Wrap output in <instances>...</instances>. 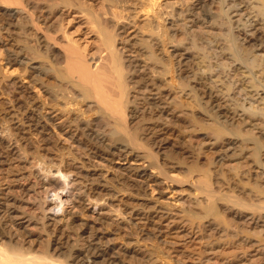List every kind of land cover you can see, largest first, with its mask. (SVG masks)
Listing matches in <instances>:
<instances>
[{
	"label": "bare ground",
	"instance_id": "obj_1",
	"mask_svg": "<svg viewBox=\"0 0 264 264\" xmlns=\"http://www.w3.org/2000/svg\"><path fill=\"white\" fill-rule=\"evenodd\" d=\"M5 1L17 6L14 13L13 10L9 12V16L15 18V22L11 24L15 29V37L6 44L9 46L6 58L10 62L25 65L22 74L28 69L29 82L38 86V93L36 92L32 101L35 102L34 105L36 104V107L32 108L34 114L30 113L23 117L25 120L41 122L39 125L41 128L49 127L59 139L68 141L71 147L87 152V157L90 159L109 162L110 166L114 165L111 171L114 169L122 175L131 173L139 180L151 182L152 179L160 176L159 183H167L166 185L172 188L183 184L192 187L200 198L198 202L195 200L190 202L191 197L188 199L182 196L178 199L182 200L179 203L186 207L190 203L194 207L199 201L198 207H200L203 205L202 200L205 203L203 209L210 213H214L217 205L222 202L230 204V209L233 207L234 210L235 208L246 211L252 209L253 188L248 190L245 197L247 201L244 196L237 195L233 188L228 191L218 190L214 184V179L218 177L217 174L215 176L214 169L219 163L220 168H225V165L229 167L224 174L232 176L241 174V162L238 161L240 158L248 159L249 164L255 161L259 169L264 166L258 158L264 146V0H240L241 2L208 0L206 6L203 3L205 8L198 13V16L194 12L196 7H186L185 14L181 9L173 11L172 7V10L169 9L170 12L163 14L165 18L176 16L174 20L181 22V28L183 27L187 34L193 35L196 30L201 29V36H205L204 29H216L217 33L213 35L219 45L215 48L214 45L211 46L214 42L209 38L202 37L198 40L195 38L196 34L190 37L187 35L190 40L185 44L186 46L181 45L185 42L173 44L172 35L168 33L164 24L166 21L163 23L166 19L161 17L156 0H99L97 10L85 0ZM237 2L242 5L244 2L247 10L242 11L243 8H239L240 4ZM66 8H73L77 14L85 18V23L89 25L92 33L95 46L93 52L90 53L87 51L89 49L81 47L76 40H72L66 34L60 19V13ZM232 17L238 19L233 20ZM130 30H132L131 34H129ZM246 44L252 48L248 49L245 47ZM2 46L0 41V54ZM219 46L221 49L226 48L223 49L224 52L217 51ZM169 48L172 51H169ZM197 53L201 54L199 61L194 57ZM224 58L231 64L230 69L227 67L229 71H226L227 62L219 61ZM194 66L199 71L203 67L206 69L194 73L192 71ZM221 74L226 77L220 81L221 87L225 85L224 89H218L215 84L209 82L213 77L211 75H216L220 80ZM10 85L16 94L21 96L28 94L26 87L16 86L15 83ZM195 88L200 94L192 90ZM254 98H259V101ZM11 100H8L9 103ZM10 106L13 108L12 105H9V108ZM12 112L14 111L11 110ZM9 118V123L20 131L21 118L14 114ZM196 131L205 133L203 136L207 141L205 144L210 148L209 151H212L210 153L225 151L230 155L218 157L220 161H215V164L211 159L213 162L209 165H215L213 171L189 167L187 175L178 176V173L173 171L180 166L176 165L177 162L176 164L170 162L168 154H164L166 149L164 144L167 145L168 143H165L167 139L173 138L170 136L177 134L183 148L190 153L193 149L192 137ZM158 141L165 142L159 144ZM0 145L10 152L15 150L13 153L19 156L9 129H1ZM203 151L204 154L207 153L206 150ZM73 154L75 153L70 151L69 156ZM230 157L236 162L235 164L233 162L232 166V163L227 166ZM82 163L79 161V164ZM57 167L43 161L39 171L44 178H47L46 188L52 192L51 196L56 205L60 206L64 203L62 194L66 191L64 196L78 198L77 201L84 205L83 208L90 204H93L91 205L93 207L98 205V216L105 215L107 212L105 210H109V214L116 218L122 215L120 212L123 207L119 210L118 205L114 203L121 201L119 198L123 196V177L120 178L121 187L113 185V189L107 190L109 201L96 204L97 199L88 197L90 195L88 192L86 193L88 196L83 195L85 191L91 190L87 184L83 183L76 189L78 184H82L80 181L77 182V179L71 180L68 185L70 189L65 187L60 192L56 191L55 180L52 179L63 180L69 175L67 171ZM198 171L199 174L196 175L195 172ZM261 172L263 175L264 168ZM192 173H195L196 178ZM221 175L220 179L223 180ZM262 175L261 180L263 179L264 182ZM261 192L258 194L264 195V192ZM149 196H154V190L150 189ZM155 199L159 204H169L157 197ZM262 203L264 204V201ZM263 206L261 209H264ZM60 208L62 209L61 206ZM10 215L12 214L7 204L1 201L0 220L6 222ZM47 220L55 221L50 217ZM16 241L18 240L11 235L0 234V264H52L50 258L34 254L36 252L32 253L31 249L18 250L14 246ZM93 243L97 244V242ZM91 255L94 259H105L104 257L107 256L110 264H121L117 261L118 254L116 255L110 245L105 250L97 248ZM85 256L80 259L75 257L76 262L87 264V260H84Z\"/></svg>",
	"mask_w": 264,
	"mask_h": 264
},
{
	"label": "rangeland",
	"instance_id": "obj_2",
	"mask_svg": "<svg viewBox=\"0 0 264 264\" xmlns=\"http://www.w3.org/2000/svg\"><path fill=\"white\" fill-rule=\"evenodd\" d=\"M85 1L92 4L95 10L99 8V0ZM159 1L156 0V4H158V8H160L158 10L160 11L161 17L164 19V15L170 12L172 7L174 9L173 11L181 9L183 14L186 13L188 7H196L194 12H196V16H198V13L205 8V3L208 0ZM239 4V8H243L242 11L246 9L247 5L244 2V6L242 3ZM164 9H166V11ZM15 10H17V6L5 0H0V41L1 44H3L0 54V131L3 128H5V130L9 129L19 153L18 156V154L13 153L15 150L10 152L3 145H0V202L2 201L7 204L9 212L12 214L6 219V222L0 220V222L2 221L0 225H3V227L0 226V234L2 236L11 235L15 237L18 240L14 245L15 248L18 250L31 249V251H33L32 253L36 252L34 254L44 255L47 259L50 258L53 261L52 264H78L75 257L80 259L85 255L84 260H87V264H110L107 256L104 257L105 259H94L91 257V254L95 252L97 248L105 250L109 245L116 255L118 254L117 261L121 264H264V209H261L264 205L262 203L264 201V195L258 194V192H264V187H261L262 185L264 186L263 179L261 180V170L264 168V146L260 151L261 154H258V158H260L259 162L263 166L262 168L259 169V165H257L258 163L255 161L256 165L254 162L253 164L251 162L249 164L248 159L240 158L238 161L241 162V174L232 176L230 174L227 175V173L224 174L227 168H229L226 167L225 164L228 163V166L232 163V166L236 161L231 160L230 157V162L225 163V166L223 165L225 168H220L221 165L219 166V163H217L215 167V161H220L218 157L221 158L223 155L230 154L228 152L225 153V151L224 153L223 151L217 152V154L210 153L212 151H209L210 148L205 144L207 141L203 136L205 135L204 132L201 133L200 131H196V134H193V137H195H192L191 141L193 152L191 151L190 153L186 152L187 150L183 148L181 145L182 143H180L181 139L178 138L179 136L177 134L170 136L171 138L173 137V140L167 139V141L165 140L166 142L164 141L168 143L167 145L164 144V147L166 146L164 154H168L167 156L170 162H174L175 164L177 162L176 165L181 167V169L180 167L175 168L173 173H178V176H183V174H188L187 169H189V167H196L197 170L202 168V171L208 169L213 171L212 169L215 167L214 173L215 176L218 175V177L214 179V184L218 190L224 189L228 191L233 188L237 195L244 196L245 198L248 190L250 191V189L253 188V211L252 209L246 211L242 208H235L234 210L233 207L230 209V204H224L222 202L223 204H219L220 206L217 205V207H219H216L214 213H210L203 209L205 203L202 200L201 202L203 205H200V207H198L200 201L199 204L194 205V207L191 203L186 207L184 204L182 205V203H179V201L182 202V200L178 199L182 196L188 199L191 197L189 200L190 202L194 200L198 202L200 198L198 193L196 194L194 189L192 187L189 188L188 185H176L172 188L166 185L167 183H159L161 182V179H158L161 178L160 176L158 178L155 177L156 179H152L154 182H151L139 180L131 173L122 175L114 169L111 171L114 165H111L113 166L111 167L107 161H99L98 159L94 161L88 158L87 152H82V150L80 151L78 148L71 147L68 141L59 139L49 127L45 126V129L41 128L39 126L41 125L40 120V123H38V121L36 123L34 120H25L23 118L30 113L32 115L34 114L32 108L36 107V104L34 105L35 102L32 101L34 100L33 96H35L38 91V86L34 84L33 86L32 83L29 82V78L27 77L28 69L22 74L25 65L10 62L6 58L9 53V46L6 44L15 37V29L11 26V24L13 25L15 22V18L9 16V14L11 12L14 13ZM214 11L219 12L217 9ZM60 14L61 23L69 38L76 40L81 47L89 49L87 51L90 53L93 52L95 46L92 41V33L89 30V25L85 23V18L77 14L73 8L63 9ZM175 17L176 16L173 18L168 17L165 18L166 20H163V23L166 21L164 24L168 33L172 35L171 42H173V44L175 43L176 45V43L185 42L181 44L185 45L190 40L189 37L196 34L195 38L198 40L202 37L209 38L211 42H214L211 44V46L214 45V48L216 45H219V42L214 39L215 32L217 33L216 29H204L205 31L203 30V34L205 33V36H201V29L196 30L193 35L187 34L183 27L181 28V22L174 20ZM232 19L237 20L238 17H232ZM188 25L190 24L188 23ZM198 31L199 33H197ZM131 33L132 30L129 31V34ZM187 35H189V37ZM245 47L248 49L252 48L249 44H246ZM223 49L219 46L217 51L224 52L226 48ZM169 51L172 50L169 48ZM218 55H220L219 52ZM194 57H196L195 60L198 59L197 61H199L201 54L197 53ZM261 59H263V57ZM221 60L219 61L224 63L227 62L225 63L226 71H229L231 68V64L228 62L229 60L227 61L226 58H224L226 61ZM227 67H229V69ZM201 69H204V67ZM201 69L199 71V69L194 66L192 71H194V73L197 71L201 72ZM211 76H213L209 81L211 84H215L218 89H222L225 86L222 85L221 87L220 84L221 79L226 78L224 74L220 75V80H218L219 78H217L216 75ZM205 77L207 78V75H205ZM11 83H15L16 86L26 87L28 94H25V97L23 94L22 96L21 94H16V91H12L13 89H11ZM191 87H193V84H191ZM18 90L20 91V89ZM192 90L200 94L198 89L195 88L196 91L194 89ZM254 99H258L259 101V98ZM8 100H11V102L9 103ZM9 105H12L13 108H11V106L9 108ZM255 105H257V103ZM11 110L14 112L11 113ZM9 114H14L18 118H21L22 123L20 122V131L9 123ZM22 118L26 122H23ZM175 136H177V138ZM159 142L164 143L163 141H158V143ZM203 149L206 150L205 152L207 153L204 154ZM70 151L75 154L69 156ZM196 152H198V154L201 153L199 157ZM172 156H175V159ZM44 158L47 159L45 160ZM204 158H208L207 161ZM211 159L214 161V164L213 166L210 164V167L209 163L213 162ZM43 161L47 162V164L48 162L49 164H53V167L58 166L57 168L63 171L65 170V172L67 171L66 173L69 174L68 178L65 177L63 180L61 179L62 181L59 178L52 179L55 180L54 188L56 191L60 192L62 188H68L71 180L77 179L76 181H80L82 184H78L76 189L81 187L83 183L85 185L87 184L91 190L85 191L83 195L85 197L88 196L86 195L88 192V194H90L88 197L94 198V200L97 199L96 204H99L101 201H109V193L107 190L109 188L113 189V185L121 187L119 183L122 182L120 178L122 179L123 177V196L121 195V198H119L121 201L114 203L118 205V209L123 207L121 212L118 211L122 215L116 218L109 214V210H105L107 211L105 215L98 216V205V207L91 206L93 204L86 205L84 209V205L77 201L78 198L72 199V197L68 198L64 196L66 191L62 194V198L65 201L60 205L62 207L61 209L59 205L54 203V198L51 196L52 192L46 188L48 185L47 178H44L43 175L39 173ZM79 161L83 163L79 164ZM98 161L100 162L99 164L97 163ZM205 165H209V167H205ZM217 166H219V168ZM75 167H78V169H75ZM195 173L197 175L199 171ZM195 173H192V175L195 176ZM221 173H223L226 178H224ZM220 175L224 178L223 180L220 179ZM262 176H264V174ZM218 181L220 183H217ZM255 188L257 190H255ZM68 189H70V187ZM150 189L154 190L153 197L149 196ZM128 193L130 194L128 195ZM194 193L196 195L193 197ZM156 197L157 199L159 198L160 200L162 199L163 201L169 202V204H159L155 201ZM195 197L196 199H194ZM246 199L247 198H245V201H247ZM259 202L262 203V206ZM92 211L94 213H92ZM49 217L58 222L47 220ZM91 241L97 242V247L93 242L91 245ZM92 247H94V249Z\"/></svg>",
	"mask_w": 264,
	"mask_h": 264
}]
</instances>
